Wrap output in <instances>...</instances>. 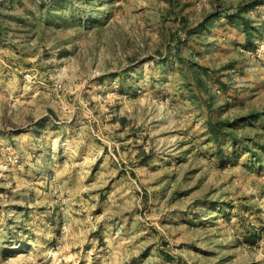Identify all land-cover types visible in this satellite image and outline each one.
Listing matches in <instances>:
<instances>
[{"label":"rangeland","instance_id":"rangeland-1","mask_svg":"<svg viewBox=\"0 0 264 264\" xmlns=\"http://www.w3.org/2000/svg\"><path fill=\"white\" fill-rule=\"evenodd\" d=\"M0 264H264V0H0Z\"/></svg>","mask_w":264,"mask_h":264}]
</instances>
